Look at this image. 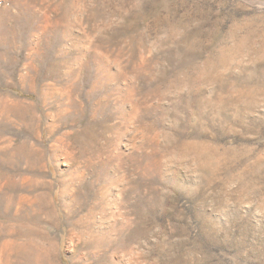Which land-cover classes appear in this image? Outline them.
<instances>
[{
    "label": "rangeland",
    "instance_id": "374dc122",
    "mask_svg": "<svg viewBox=\"0 0 264 264\" xmlns=\"http://www.w3.org/2000/svg\"><path fill=\"white\" fill-rule=\"evenodd\" d=\"M0 264H264V0H0Z\"/></svg>",
    "mask_w": 264,
    "mask_h": 264
}]
</instances>
